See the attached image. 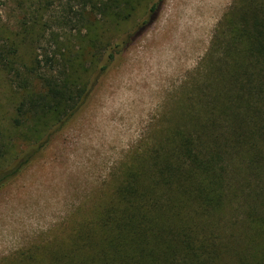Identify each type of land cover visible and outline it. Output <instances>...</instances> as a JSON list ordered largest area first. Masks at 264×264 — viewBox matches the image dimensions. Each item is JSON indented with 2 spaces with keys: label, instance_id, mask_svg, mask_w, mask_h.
<instances>
[{
  "label": "trees",
  "instance_id": "obj_1",
  "mask_svg": "<svg viewBox=\"0 0 264 264\" xmlns=\"http://www.w3.org/2000/svg\"><path fill=\"white\" fill-rule=\"evenodd\" d=\"M142 1L67 0L53 19L16 35L34 46L28 62L20 44L0 39V71L16 95L11 128L22 143L0 132V188L80 113L148 25L109 40ZM221 25L205 55L215 59L207 80L165 134V148L149 150L151 163L145 156L127 166L94 215L95 232L84 227L87 238L66 249L70 257L51 249L45 264H264V0H239ZM238 209L239 225L233 217L221 233L222 218Z\"/></svg>",
  "mask_w": 264,
  "mask_h": 264
},
{
  "label": "rangeland",
  "instance_id": "obj_2",
  "mask_svg": "<svg viewBox=\"0 0 264 264\" xmlns=\"http://www.w3.org/2000/svg\"><path fill=\"white\" fill-rule=\"evenodd\" d=\"M66 1L0 0V39L20 44L28 62L34 46L16 35L32 21L53 19ZM155 1H142L129 21L109 29V40L118 42L143 20L150 21L136 31L80 113L36 161L0 188V264H45L54 258L51 249L70 257L66 249L87 238L81 234L84 227L95 232L94 215L125 168L145 156L151 163L149 150L165 148V134L188 108L195 86L207 80L215 61L206 57L211 41L218 31L220 36L224 15L239 0H163L150 14ZM15 100L0 71V132L19 145L11 128ZM238 210L222 218L221 233L233 217L239 225L243 211Z\"/></svg>",
  "mask_w": 264,
  "mask_h": 264
}]
</instances>
